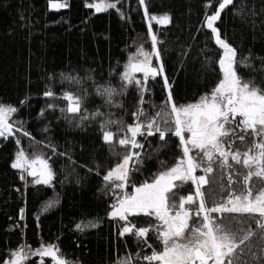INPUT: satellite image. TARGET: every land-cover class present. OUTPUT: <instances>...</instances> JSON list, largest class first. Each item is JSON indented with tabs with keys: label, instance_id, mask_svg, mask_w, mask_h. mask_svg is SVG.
Segmentation results:
<instances>
[{
	"label": "trees",
	"instance_id": "16d2710c",
	"mask_svg": "<svg viewBox=\"0 0 264 264\" xmlns=\"http://www.w3.org/2000/svg\"><path fill=\"white\" fill-rule=\"evenodd\" d=\"M53 2L67 7L54 8ZM97 2L101 0H0V104L17 108L8 119L14 128L22 126L14 135L0 138V264L22 245L33 250L58 245L62 258L71 264H120L129 258L131 264H147L143 256L153 248L161 250L152 233L148 241L152 248L132 234L121 236L125 222L110 217L111 205L121 192L110 188L103 176L119 157L102 140L100 118L91 117L99 110L105 118L133 123L131 113L139 100L135 86L115 95L112 104L105 103L98 89L111 86L119 90L129 56L141 45L151 50L148 22L139 0H120L118 10L101 12L86 6ZM219 2L145 0L150 16L170 17L169 23L152 26L160 41L164 76L148 81L150 91L142 105L147 117L167 99L165 76L177 105L197 102L222 79L218 61L223 49L206 26V16L216 12ZM214 26L221 39L237 50L238 59L248 58L251 67L238 66V74L264 87V0H234ZM66 76L76 77L80 84H71L63 79ZM46 89L55 95L45 97ZM67 91L85 95L83 108L89 119L83 123L78 118L66 119L60 111L66 107L61 97ZM49 104L55 107L48 108ZM110 130L115 132V125ZM166 139L167 143L162 142L158 134L141 139L144 148L137 151L142 162L130 175L128 194L134 191L133 185L151 182L181 156L178 138L169 135ZM251 143L249 138L247 144ZM234 147L245 149L239 142ZM21 148L30 157L43 154L54 173L51 184H35L24 173L21 179L22 171L11 166ZM114 151L123 149L116 145ZM189 193H194L190 184L178 197ZM221 195L208 199V204ZM129 219L137 228L156 223L154 217L145 215ZM82 221H93L96 226L77 230ZM41 260L52 264L51 258L39 256L27 264H41Z\"/></svg>",
	"mask_w": 264,
	"mask_h": 264
},
{
	"label": "snow or ice",
	"instance_id": "6c2138e0",
	"mask_svg": "<svg viewBox=\"0 0 264 264\" xmlns=\"http://www.w3.org/2000/svg\"><path fill=\"white\" fill-rule=\"evenodd\" d=\"M119 3L120 0H101L86 6L101 12L118 10ZM139 3L148 16L145 0H139ZM233 4L234 0H220L216 12L206 16L207 28L215 34L216 44L223 49L218 61L222 79L210 94L201 96L195 103L177 105L165 76V87L169 89L167 99L154 115L147 117L142 105L146 103L145 93L150 91L148 81L163 73L162 63L158 67L152 66L153 57L160 58V41L151 22L167 24L170 22L167 14L148 17L151 50L147 51L141 45L129 57L120 77L123 83L119 90L111 86L98 89L106 104H112L115 95H123L129 86H135L139 93L138 106L131 113L133 123L105 118L99 110L91 117L100 118L102 140L113 155L119 157V162L103 176L110 188L121 192L109 213L110 217L125 222L119 234H132L147 248H152L148 243L152 233L162 246L160 251L153 248L150 255L143 256L147 264H254L255 261L264 264V87L238 74V66L251 67L248 58L238 59L237 50L221 39L214 26L221 12ZM52 7L62 8L67 4H52ZM63 79L73 85L80 84L73 76ZM43 95L53 97L55 93L46 89ZM61 98L66 101V107L60 109L66 119L78 118L81 123L89 119L83 108L84 94L67 91ZM116 106L122 107L119 103ZM47 107L55 106L49 104ZM17 111L13 106L0 104V137L8 138L22 130V126L21 129L14 128L8 119ZM44 111L41 110V115ZM113 125L115 132L110 130ZM23 134L30 135L27 131ZM157 134L164 143L169 135L178 138L182 154L151 182L133 185L134 193L129 195L126 189L130 175L134 170L138 171L137 165L142 162L141 153L137 151L144 148L141 139ZM249 138L252 140L250 145L247 144ZM237 142L244 144L245 149L235 148ZM16 143L20 144V140ZM116 145L123 152L114 151ZM164 163L161 162L162 166ZM11 166L22 171L21 179L25 178L23 173H27L38 185H49L54 179L43 154L34 153L30 157L21 148ZM197 170L202 174L197 175ZM189 184L194 186V193L178 197V192ZM205 186H208L207 198ZM219 193L224 195L213 199L209 205L208 199ZM138 215L154 217L156 223L137 228L129 217ZM95 226L93 221H82L76 229L82 231ZM9 256L3 264H27L33 256L49 257L52 264H71L62 258L58 245L51 244L41 245L36 250L22 245ZM249 257L251 259H247ZM120 264H131L130 258Z\"/></svg>",
	"mask_w": 264,
	"mask_h": 264
},
{
	"label": "rangeland",
	"instance_id": "374dc122",
	"mask_svg": "<svg viewBox=\"0 0 264 264\" xmlns=\"http://www.w3.org/2000/svg\"><path fill=\"white\" fill-rule=\"evenodd\" d=\"M97 3H100V2H97ZM52 4H58V3H56V2H53ZM143 6V5H142ZM143 9H144V6H143ZM148 17H150V15H149V13H148V16H146V19H147V22H148V24H149V19H148ZM152 23V26H153V23H157V22H155V21H152L151 22ZM159 24V23H158ZM152 30H153V28H152ZM136 52H134V53H132L130 56H132V55H134ZM129 56V57H130ZM129 60V59H128ZM156 61V62H155ZM128 62V61H127ZM154 63H155V65H154ZM161 63V61H160V58H159V60H157L155 57H153V59H152V66H156V67H158V65ZM138 76H140L141 74H137ZM163 76H164V72H163ZM168 89V88H167ZM169 90V89H168ZM0 138H2V137H0ZM20 170V169H19ZM21 171V170H20ZM25 175H27V173H24ZM200 174H202V172L200 171V170H197V175H200ZM134 193V191H132V193H130L129 195H131V194H133Z\"/></svg>",
	"mask_w": 264,
	"mask_h": 264
}]
</instances>
